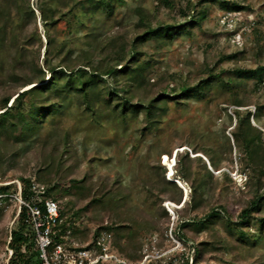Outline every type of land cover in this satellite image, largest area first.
<instances>
[{"label": "rangeland", "instance_id": "1", "mask_svg": "<svg viewBox=\"0 0 264 264\" xmlns=\"http://www.w3.org/2000/svg\"><path fill=\"white\" fill-rule=\"evenodd\" d=\"M192 2V10L185 9L187 0H102L98 7L70 12L64 6V16L47 26L39 0H29L34 18L29 10L22 12L15 41L9 25L0 49L5 61L0 69V112L6 98L10 106L18 93L41 83L21 86L25 77H33L35 64L45 70V80L49 78L47 57L54 66L77 63L91 43L96 46L95 64L117 63L122 68L134 37L144 29L138 9L147 10L152 26L185 23L190 15L206 12L205 19L171 41L147 37L139 43L140 61L148 63L144 79L122 73L105 76V83H97L92 109L77 92L53 94L51 101H59L60 109L42 117L29 139L21 132L33 126L28 115L33 101L27 97L15 102L22 106V114L17 107L12 111L17 130L0 133V186L9 187V195L0 198V264H14L9 245L11 231L19 225L14 194L32 183L45 191L55 187L51 198L56 197L65 212L63 220L80 228L78 235L86 238L109 226L124 254L139 256L154 240L160 248H172L173 236L193 264H264V200L246 222L240 218L256 190L264 194V74L260 82L256 76L233 72L264 66V0ZM233 3L244 8H229ZM13 10L16 14L15 6ZM212 73L219 77L205 83ZM183 85L198 86L200 95L167 100L153 125L143 111L129 110L123 117L116 107L122 97L135 104L163 91L177 93ZM236 97L248 103L238 108L243 115L251 112V122L263 132L251 164L233 133ZM185 152L192 158L188 178L174 175L181 185L170 176L163 157L176 160V172L177 155ZM196 199L201 201L198 208L193 207ZM213 208L222 210V216L203 222Z\"/></svg>", "mask_w": 264, "mask_h": 264}, {"label": "trees", "instance_id": "2", "mask_svg": "<svg viewBox=\"0 0 264 264\" xmlns=\"http://www.w3.org/2000/svg\"><path fill=\"white\" fill-rule=\"evenodd\" d=\"M170 4L171 0H165ZM102 0H39L38 9L40 10L45 25H54L56 20L60 18V16H64L63 7L68 6V12L73 11L74 9L81 7L83 9H87L89 6L98 7L99 3ZM15 6L16 14L13 13V7ZM195 5L192 0H187L186 10H192ZM229 8L233 10L243 9L244 6L233 3L229 6ZM25 10H29V15L34 18V9L30 6L29 0H0V49L7 42V31L9 25H11L12 34L11 40H16V30L19 28L20 24V16L22 12ZM184 10V11H186ZM67 12V13H68ZM140 15V23L143 25V32L137 34L134 37V43L132 44L131 51L128 57V60L124 63L122 68L118 69L117 63H94L95 59V51L96 46L89 44L91 49L85 50L84 53L80 56L79 62H72V64H59L54 66L50 59L47 57L45 60V66L51 75L47 80H45V70L35 64V72L33 73V77L30 74L25 77L23 82L21 83L22 87H25L30 84L38 83L33 85L32 87L23 90L18 93L14 98L13 102L10 106H8L9 98H6L3 103V110L0 112V133H3L5 130L14 129L17 130L16 123L12 116V111L14 108H18L19 112L22 114V106L20 104H15L18 99L24 100L25 98H30L32 102V109L29 111V114L33 120V126H31L28 132H21L23 137L29 139L34 134L37 129V123L45 117L46 114L54 113L60 109V102L51 101V97L53 94L61 93V92H77L86 102L87 107L92 109L93 106V98L95 95V89H97V83L102 82L105 83V76H117L119 73L129 77L130 79H144L145 72L148 67V63L140 61V55L142 52L138 50L137 45L141 43L147 37H153L156 39H160L162 42L166 43L171 41L180 31L186 29L190 25L198 24L201 20L206 18V12L204 10L200 11L198 14L190 15V20H187L185 23L180 24H170V23H159L155 26L151 25L150 16L148 15L147 10L138 9ZM59 15V16H57ZM49 41L51 44H54L56 48L57 43L54 38L49 36ZM65 44L60 45V50L64 49ZM69 52H72V49H69ZM124 60H120L118 63L122 65ZM4 59L0 57V69L4 68ZM133 63V65H132ZM238 76H247L252 77L256 76L260 82L263 81L264 74V66H259L257 68L252 69H244V68H236L233 70ZM36 77L41 78V81H35ZM66 78V81H63V78ZM215 77H219L218 74H210V76L204 80L205 83H213L215 82ZM116 94L113 91H109V95ZM200 95L198 91V86H187L183 85L179 92L176 93L175 90L173 92L163 91L157 97H152L148 101L139 102L135 104H130L127 97H122L121 102L117 103V109H120L123 117H126L129 110H134L137 112L143 111L146 116V120L150 125H153L158 121V115L160 114L161 105H165L167 100H177L186 97V96H195ZM112 99V98H111ZM111 100H108L109 104ZM233 103L236 106L235 112L238 115V121L236 124V129L234 130V136L239 140V146L244 151V160L247 164H251L255 161V156L257 150L261 147L262 140V130L258 127L254 126L251 122L250 115L251 112H248L247 115H243L239 106L248 105L247 102L242 101L240 98L236 97L233 100ZM26 120L27 117L24 116ZM178 167L176 168L175 175L188 178V162L192 160L189 156L188 152L178 154ZM210 160L212 161V165L214 167L217 166L213 157L210 156ZM197 159L202 161V157L197 156ZM54 161L48 166L51 168ZM173 182V181H172ZM196 189L195 186H193ZM55 187H49L45 192V197H51L53 195V191ZM9 187L0 186V194L8 193ZM27 193V190L25 191ZM55 197V196H54ZM55 200L56 197L54 198ZM264 200V194L260 193L259 190H256L254 198L247 203V205L242 209L240 213V218L244 222L251 216L253 211H258L261 209ZM58 202V201H57ZM201 205L200 200L193 201V207L198 208ZM61 209V207H60ZM65 216V212L61 210L62 219ZM222 210H218L213 208L211 213L203 220V222H208L214 217H221ZM189 223V222H188ZM192 223V222H191ZM190 225V224H185ZM62 228H71L75 234H77L80 230L79 227L74 226L72 222H68L66 219L62 222ZM100 229H107L109 231V226L99 227L96 231ZM11 239L9 245L13 249L14 255V264H41L38 257L37 252L35 251L33 245V238L31 233V228L26 221L25 210H23L19 217V225L17 228L11 231L10 235ZM115 242V241H114ZM116 245V243H115ZM118 248V247H117ZM119 249V248H118ZM120 251V250H119ZM124 254V252L120 251ZM127 255V254H125ZM130 257H138L137 255L130 254ZM199 253L195 257V261L198 260Z\"/></svg>", "mask_w": 264, "mask_h": 264}, {"label": "built area", "instance_id": "3", "mask_svg": "<svg viewBox=\"0 0 264 264\" xmlns=\"http://www.w3.org/2000/svg\"><path fill=\"white\" fill-rule=\"evenodd\" d=\"M45 192L43 186L32 183L14 194L17 216L25 210L41 264H193V257L186 254L182 242L173 236L172 248H160L154 240L146 244L138 257H130L119 251L113 233L107 229L95 230L86 238L71 228L64 229L59 203L45 197ZM7 195L0 194V198Z\"/></svg>", "mask_w": 264, "mask_h": 264}, {"label": "bare ground", "instance_id": "4", "mask_svg": "<svg viewBox=\"0 0 264 264\" xmlns=\"http://www.w3.org/2000/svg\"><path fill=\"white\" fill-rule=\"evenodd\" d=\"M163 160H164V163L168 166V168L170 170V176L173 177L174 180L178 181L181 185H183L181 179L174 178V175H175V168H174V166H175V163H176L175 161L176 160H172V158L169 157L168 155H165L163 157ZM168 204L169 205H175L172 202H169Z\"/></svg>", "mask_w": 264, "mask_h": 264}]
</instances>
